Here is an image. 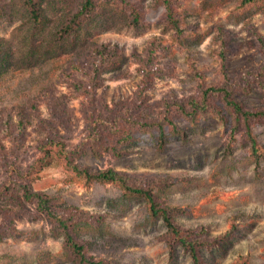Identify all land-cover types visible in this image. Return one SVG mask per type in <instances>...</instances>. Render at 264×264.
I'll return each instance as SVG.
<instances>
[{"label": "rangeland", "instance_id": "1", "mask_svg": "<svg viewBox=\"0 0 264 264\" xmlns=\"http://www.w3.org/2000/svg\"><path fill=\"white\" fill-rule=\"evenodd\" d=\"M39 2L43 21L34 27L23 0H0V189L10 193L0 197V264H73L60 227L17 189L24 182L52 199V212L99 264H264V119L250 120L254 152L241 124L232 132L219 94L194 119L178 111L181 100L222 83L244 108L264 110V0H171L179 36L154 0H97L98 14L65 37L59 31L79 0ZM118 100L142 120L169 107L173 127L134 129L119 155L103 146L95 155L89 126ZM46 138L80 146V168L112 169L148 189L197 260L143 197L112 182L87 184L55 154L29 176L13 172L31 168Z\"/></svg>", "mask_w": 264, "mask_h": 264}, {"label": "trees", "instance_id": "2", "mask_svg": "<svg viewBox=\"0 0 264 264\" xmlns=\"http://www.w3.org/2000/svg\"><path fill=\"white\" fill-rule=\"evenodd\" d=\"M39 1L40 0H23L24 5L28 10L29 17L33 21L34 27H38L43 21L41 10L39 8ZM96 1L97 0H79L77 10L70 16V18H68L66 24L59 31V36H70L75 31V28L80 26L90 16L95 15L99 10L96 9V6H98ZM251 1L254 0H240L239 4L244 5ZM154 2L160 3L165 7L168 26L174 31L175 35H181L183 29L180 27L179 20L172 11L171 0H154ZM129 14L131 15L130 21L133 24H137L139 22L140 12L134 7H131ZM99 48H95V50L102 57V60H104L105 58ZM95 72H98V67L95 68ZM149 78V72H144L142 84L135 92L137 100L141 103L145 101L146 95L144 94V91L150 83ZM215 94H219L224 106L228 109L230 114L233 115L235 124L233 125L232 132L234 129L237 130L238 126L241 124L244 129L243 133L245 137L250 141L252 150L256 152V140L251 131L250 120L251 118L256 117L264 119V110L252 111L244 108L240 103L233 99V92L224 83L206 87L197 98H187L184 102L181 100L178 104V111L186 118L194 119L198 112L207 109L208 96ZM105 108L107 110V115L105 117L99 116L96 120H92L94 123L89 126V142H91L90 146L95 155L100 153L101 146H103V150H108L114 155H119L121 152L120 145L125 144L132 139L134 129L146 131L152 128H157L160 133H162V128L166 124H170L172 126L170 118L172 114H170L171 109L169 107L166 108L157 119L149 120H142L138 118L137 115H132L133 111L126 109L125 104L120 100L113 102L111 105H105ZM104 132L107 133L113 141L106 143L105 140L101 138ZM108 135L105 134L104 136ZM38 150L39 155L32 162V165L30 166L31 168L25 169L23 173L15 170H13V172L22 177L26 175L29 176L34 170H38L48 165L53 158V154H55L61 159L62 164L67 170H70L76 174V176L81 177L87 184L92 181L112 182L119 186L123 194H135L143 197L149 214L152 216L160 214L167 231L171 234L173 241L183 244L185 250L191 254L195 261L197 260L198 257L195 245L191 241L186 240L183 235H180L179 229L172 223L169 216L165 212V208H161L157 205L152 193L148 189L132 186L125 181L120 172L112 169L95 172L89 171L85 167L80 168L75 165L73 156L77 155L79 151L82 150L80 146L73 149H67L64 143L58 139L46 138L38 145ZM54 150H56L58 154H56ZM16 186L18 190L22 191V196L25 199L35 201L37 208L41 211L43 210V212L60 227V232L63 234L64 242L69 246L70 251L72 252L70 258L73 260V264L100 263V261L93 260L85 255L83 245L77 242L72 235L70 222L52 212L50 203L52 199L48 195L31 192L26 182ZM9 194V189L4 185L0 189V197H5Z\"/></svg>", "mask_w": 264, "mask_h": 264}]
</instances>
